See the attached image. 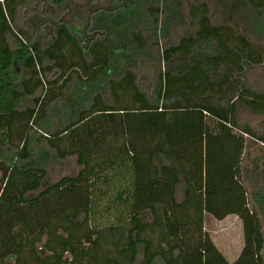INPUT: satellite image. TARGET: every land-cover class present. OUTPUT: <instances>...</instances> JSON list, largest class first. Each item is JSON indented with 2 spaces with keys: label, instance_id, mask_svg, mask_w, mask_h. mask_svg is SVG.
<instances>
[{
  "label": "trees",
  "instance_id": "obj_1",
  "mask_svg": "<svg viewBox=\"0 0 264 264\" xmlns=\"http://www.w3.org/2000/svg\"><path fill=\"white\" fill-rule=\"evenodd\" d=\"M67 1L0 0V264H264L244 185L261 171L239 165L242 134H264L237 120L238 105L264 112L245 78L264 62V0H90L82 38ZM37 137L76 171L45 181ZM103 197L113 220L97 225ZM251 198L263 213L262 191ZM229 213L232 261L202 229Z\"/></svg>",
  "mask_w": 264,
  "mask_h": 264
},
{
  "label": "rangeland",
  "instance_id": "obj_2",
  "mask_svg": "<svg viewBox=\"0 0 264 264\" xmlns=\"http://www.w3.org/2000/svg\"><path fill=\"white\" fill-rule=\"evenodd\" d=\"M89 2L90 0L67 1V8L64 13L65 21L71 31L76 35L81 36L80 38L85 35L84 17L88 11L87 3ZM92 3L93 4L91 5L109 6V0H93ZM18 14H20V12ZM183 20L185 19L183 18ZM18 22L22 24L20 15L18 16ZM172 29H174L175 33H178L185 29V27L177 26ZM155 67V64H150L148 61H144L143 65L136 64L134 66V70L137 73V82L141 87H149L151 85ZM245 78L248 85L254 90L264 92V62L246 69ZM76 87V83L73 81L70 82L66 87L65 96H69L73 92L76 93L78 89ZM72 97L75 98L74 95H72ZM56 106L60 107L58 104H56ZM237 120L241 124L249 125L255 133L264 134V112L254 113L245 107L238 105ZM242 136L243 148L241 150L239 160L242 174H245V171H261V176L257 177V182L249 183L244 179V185L246 190L247 205L249 208L253 207L256 210L260 219L261 231L264 236V212L261 213L258 211L255 202L251 198L252 192L257 191L258 189L264 194V143L246 134H242ZM34 137H36V135L32 136V138ZM39 141L38 137L37 140L33 141L32 139L31 141L30 146L33 151V155L29 162L46 168L45 181L50 182L61 175L71 174L76 171L78 167L74 156L59 159L52 153L49 154L47 151L43 150L40 147L42 144H40ZM254 162L256 165L254 168H251ZM252 172H250V174ZM119 178L120 177L115 176L113 184H116ZM107 201L108 197H103L98 200L96 212L93 215V221L97 225H104L113 220L112 216L114 215V211L109 210L106 212L103 209ZM202 229L208 234L215 247L228 261L235 259L242 245L241 221L236 214L229 213L220 219L205 214Z\"/></svg>",
  "mask_w": 264,
  "mask_h": 264
}]
</instances>
